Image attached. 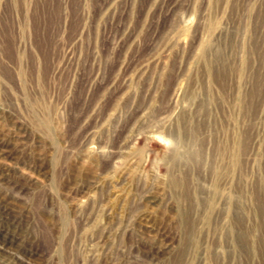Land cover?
<instances>
[{
    "label": "rangeland",
    "instance_id": "rangeland-1",
    "mask_svg": "<svg viewBox=\"0 0 264 264\" xmlns=\"http://www.w3.org/2000/svg\"><path fill=\"white\" fill-rule=\"evenodd\" d=\"M0 264H264V0H0Z\"/></svg>",
    "mask_w": 264,
    "mask_h": 264
},
{
    "label": "bare ground",
    "instance_id": "bare-ground-1",
    "mask_svg": "<svg viewBox=\"0 0 264 264\" xmlns=\"http://www.w3.org/2000/svg\"><path fill=\"white\" fill-rule=\"evenodd\" d=\"M5 151V150H4ZM2 153V152H1Z\"/></svg>",
    "mask_w": 264,
    "mask_h": 264
}]
</instances>
